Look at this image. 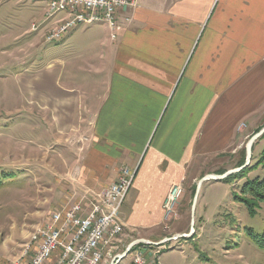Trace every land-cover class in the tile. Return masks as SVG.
I'll use <instances>...</instances> for the list:
<instances>
[{
	"label": "crops",
	"instance_id": "0c3cea01",
	"mask_svg": "<svg viewBox=\"0 0 264 264\" xmlns=\"http://www.w3.org/2000/svg\"><path fill=\"white\" fill-rule=\"evenodd\" d=\"M116 18L113 30L86 27L84 35L95 27L103 35L86 34L73 52L92 66L95 88L57 92L58 77L49 79L54 112L87 137L76 202L115 182L120 168L135 170L123 234L103 264L135 240L185 234L192 187L215 175L208 156L239 155L264 126V0H135ZM175 186L183 188L177 218L164 207ZM181 219L187 225L173 229ZM187 245L178 242L177 253Z\"/></svg>",
	"mask_w": 264,
	"mask_h": 264
},
{
	"label": "rangeland",
	"instance_id": "374dc122",
	"mask_svg": "<svg viewBox=\"0 0 264 264\" xmlns=\"http://www.w3.org/2000/svg\"><path fill=\"white\" fill-rule=\"evenodd\" d=\"M45 13L44 0H0V264H28L33 253L23 255L25 245L49 224L51 215L73 206L84 189L80 171L87 137L70 128L65 113L54 112L59 99L51 95L56 88H49V79L58 77L57 92L68 87L70 93L72 86L75 92L80 86L95 88L92 66H84L73 52L86 34L103 32L95 27L84 35L90 26L78 25L60 39L49 40L63 14L48 19ZM92 58L95 65L96 56ZM252 148L247 167L228 180L203 183L194 213L195 237L177 240L189 243L183 255L177 253V241L161 245L159 264H264V249L248 237L264 229V203L250 215L235 200L247 181L264 179V135ZM207 160V173L222 175L244 165L245 146L239 155L229 151ZM171 225L175 229L187 222L181 219ZM189 228L190 222L185 234ZM115 243L118 246L119 241ZM123 247L116 251H121L119 255ZM136 251L157 253V247L140 245ZM111 255L104 264H111ZM131 255L119 264H130Z\"/></svg>",
	"mask_w": 264,
	"mask_h": 264
},
{
	"label": "built area",
	"instance_id": "2783aa9c",
	"mask_svg": "<svg viewBox=\"0 0 264 264\" xmlns=\"http://www.w3.org/2000/svg\"><path fill=\"white\" fill-rule=\"evenodd\" d=\"M133 7L135 0H46L48 19L63 14L49 39L61 37L72 26L81 25L88 19H107L114 29L117 13ZM134 176V169L122 167L115 182L93 193L86 202H76L51 215L49 224L39 228L25 245L23 255L28 251L33 253L28 264H97V256L104 252V243L110 241V235L123 234L120 209ZM182 189L181 186L173 187L164 205L174 218H177L176 208ZM116 244L112 243V248H117ZM133 248L131 264H157L159 251L163 250L162 246L157 247V253L136 251V245Z\"/></svg>",
	"mask_w": 264,
	"mask_h": 264
},
{
	"label": "water",
	"instance_id": "95a60500",
	"mask_svg": "<svg viewBox=\"0 0 264 264\" xmlns=\"http://www.w3.org/2000/svg\"><path fill=\"white\" fill-rule=\"evenodd\" d=\"M264 134V127L259 130L257 133H255L254 135H252L246 145H245V162L244 165L239 167V168H235L232 170L227 171L226 173L222 174V175H206L203 176L202 178H200L196 184L195 187V192L192 198V202H191V207H190V228H189V232L188 234H180V235H174L171 238H166L158 243H151L148 241H144V240H135L133 242H131L125 249V251L120 254L115 256L112 261L111 264H117L120 260L124 259L131 251V249L136 245V244H149L155 247H159L167 242L170 241H177L180 239H186V238H190L191 236H193L195 230H194V213H195V207H196V202H197V198L199 195V190L202 186V184L206 181H222L225 180L226 178H228L230 175L235 174L240 172L242 169H244L245 167H247L251 161V155H252V146L255 143V141H257L262 135Z\"/></svg>",
	"mask_w": 264,
	"mask_h": 264
},
{
	"label": "trees",
	"instance_id": "16d2710c",
	"mask_svg": "<svg viewBox=\"0 0 264 264\" xmlns=\"http://www.w3.org/2000/svg\"><path fill=\"white\" fill-rule=\"evenodd\" d=\"M252 151H253V148H252ZM242 173L243 172H241L239 175H241ZM228 179H230V178L228 177L225 180H228ZM194 192H195V186H193L192 190H191V199L193 198ZM239 193H240V195L235 197V200L242 203L246 207L248 213L250 215H253L254 211L256 210L257 204L260 202L264 203V179H262L260 181H257V180L247 181L241 187ZM247 196H249L250 198H248V199L245 198ZM194 237H195V235L193 234L192 239ZM248 237H250V239L252 240L254 245L258 246L260 249H264V229L260 234H253L251 232V233H249ZM133 249H131V251Z\"/></svg>",
	"mask_w": 264,
	"mask_h": 264
},
{
	"label": "bare ground",
	"instance_id": "6f19581e",
	"mask_svg": "<svg viewBox=\"0 0 264 264\" xmlns=\"http://www.w3.org/2000/svg\"><path fill=\"white\" fill-rule=\"evenodd\" d=\"M46 1V0H44ZM95 24H105L109 30H113V28L110 26V24H108L107 19H88L87 22H81L82 26H91V25H95ZM78 26V25H74L71 28ZM65 33L61 34L62 35ZM61 37H57V38H53V39H49V40H58ZM183 192V189L181 191V193ZM181 194H179L180 197ZM120 235H110V241H105L104 243V252H101L99 254V256H97V264H103L104 258L105 256L108 254V250L109 248L112 246V243L119 237ZM33 238V237H32ZM140 245H149V244H136V246H140ZM111 249V248H110Z\"/></svg>",
	"mask_w": 264,
	"mask_h": 264
}]
</instances>
